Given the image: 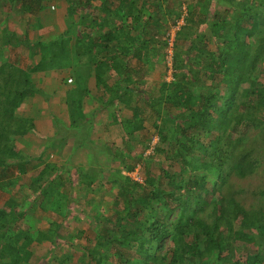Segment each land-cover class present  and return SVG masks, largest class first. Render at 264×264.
I'll list each match as a JSON object with an SVG mask.
<instances>
[{"label": "trees", "instance_id": "16d2710c", "mask_svg": "<svg viewBox=\"0 0 264 264\" xmlns=\"http://www.w3.org/2000/svg\"><path fill=\"white\" fill-rule=\"evenodd\" d=\"M43 1L7 0L11 8L18 4L26 16L43 14L47 9ZM58 1L70 6L65 17L71 21L79 12L73 0ZM99 1L96 12L78 13L76 22L72 21L56 39H42L34 44L42 56L38 63L41 68L34 70H45L46 61L47 71L62 72L68 66L72 69L74 83L68 89L67 99L71 129L67 135L73 139L74 150H96L89 139L92 119L87 117L93 118L97 111L88 115L83 112V101L90 97L89 80L93 79L99 93V110L113 111L124 98H143L130 88L135 80L127 74L126 57L150 53L158 58V50L167 47L169 40L164 37L156 42L155 30L160 19L168 17L171 25L176 26L183 15L173 8H169L167 15L164 13L163 6L173 7L169 0ZM86 8H91L90 1L85 3ZM199 8L186 6L184 25L175 34L173 80L162 85L157 99L146 101L161 120L154 126L157 146L153 155L162 156L167 164H157L153 174L147 168L143 184L119 171L108 177L105 182L118 190L114 199L116 211L111 218H101L99 208L94 210L92 218L99 230L95 244L87 250V264H264V187L257 192L260 203L247 208L240 198L242 191L233 183L234 179L255 175L264 162V0H217L214 5L206 3ZM145 14L147 20L143 22ZM110 15L114 17L113 25L106 18ZM125 16L132 17L136 26L126 27ZM118 22L122 23L120 27L115 24ZM82 26L84 30L79 31ZM150 34L153 35L146 39L144 35ZM183 35L187 47L180 49L178 41ZM209 41L218 51L209 49ZM156 43L159 49L153 46ZM0 45L2 184L15 170L21 180L26 179L31 170L26 163L31 160L24 161L26 156L15 150V137L27 136L35 126L32 119L17 114L24 93L31 86L29 74L4 53L6 48L28 51L33 42L21 43L20 37L4 27ZM114 71L118 78L108 86L106 78ZM202 74L205 80L201 79ZM221 92L226 96H220ZM110 123L121 127L123 143L130 149V154L118 152L113 157L125 163V172H133L153 135L143 125L128 119L122 121L112 115ZM248 127L255 134L246 137L243 133ZM139 135L147 136L139 141L145 147L141 153L129 148L130 141ZM66 136L47 140L48 145L38 159L48 149L62 146ZM144 140H148L147 147ZM93 158V169L78 173L80 189L91 187L99 179L103 184V170L97 156ZM34 162L35 159L31 161ZM53 164L47 162L39 175L29 177L30 180L37 183L49 170L55 171ZM63 174L71 176L70 170L63 168L31 200L22 194L20 186L16 191L19 199L11 197L10 210L0 208V264H21L22 244L40 245L54 238L55 231L39 228L40 219L35 212L39 208L59 217L68 213L65 190L73 184L72 178L65 179ZM7 186L13 190L18 182ZM31 231H36L35 235ZM249 247H256L255 251L249 252ZM51 260L63 264L66 257L52 256Z\"/></svg>", "mask_w": 264, "mask_h": 264}, {"label": "rangeland", "instance_id": "374dc122", "mask_svg": "<svg viewBox=\"0 0 264 264\" xmlns=\"http://www.w3.org/2000/svg\"><path fill=\"white\" fill-rule=\"evenodd\" d=\"M87 1L91 3V8H89V10L87 8L85 9V3H87ZM158 1L159 0H151L153 3H157ZM169 1L173 7L163 6L162 9L164 13L167 15L169 8H173L175 11L183 12V15L177 21L176 26L171 25L169 21L170 18L168 17H165L164 20L160 19V26L155 30V38L156 42H158V39L161 41L164 37L168 38L167 47L159 49L157 48L159 46L157 43L153 44L156 49H159L157 52L159 56L156 59L150 53H139L137 57L133 56L130 58V55L126 57L128 65L127 74L131 75L135 80V83L130 85V88L141 93L143 98L138 99L136 96H132L130 100L124 98L122 99L123 103L117 105L115 109L113 108V111L107 109L99 110V93L95 88L93 79L89 80L90 99L88 101H90V103L89 106H87L88 110H86V113L91 114V111H97L93 118L87 117V119H92V132L89 139L96 147V150L92 151L90 147L89 149L83 147L74 150L75 144L73 139L71 136L67 135V133L70 134L69 131L71 129L69 127L70 112L67 104L68 98H64V91L72 87L70 85L74 83L68 84L67 82L68 79H73L70 73L72 69L68 66V69L62 72L53 70L47 71L49 70V61H46L43 66L45 70H34V67L36 69L41 68L38 63L42 57L40 50L34 44L42 39H56L67 29L72 21L73 23L76 22L78 13L82 12V14H85V11H91V13H93V11L96 12L100 5V1L73 0L72 4L79 12L72 16L71 21H68L69 19L67 20L65 16L70 6L58 0H44L43 2L44 5L47 6V9L43 11V14L39 13L37 16H26L20 12L21 9L18 4H16L14 8H11L7 0H0V38L2 29L7 27L8 31L20 37L21 43L26 41L33 42L32 48L28 51L23 50V48L14 49L15 51L10 50V52L4 50L5 55L9 57L11 62L28 72L31 83L30 88L24 93V100L21 107L17 110V114L21 117L33 116L36 120L41 119L40 123L37 124L40 125L38 129L32 131L30 134V136L33 137L32 140L29 139V136L26 138L15 137V150L26 156L24 161L28 159L32 161L35 159L37 163H31V161L26 163V168H31L26 179L21 180V176L18 175V172L15 170L13 171V176H9V178L5 179L4 183L0 184L3 187L0 189V208L10 210L12 205L10 202L11 197L15 196L14 199H19V193L16 191L20 186L23 187L22 194L26 195L29 200H31L32 197L38 196L39 191L43 188L46 181L56 174H59L60 170L63 168L69 169L71 176L63 174L62 177H65V179H70L69 177H71V182L73 184L72 188L65 190L68 193L67 208L69 210L65 216L59 217L54 213L39 208L36 210L35 215L40 219L39 228L42 231L51 229L55 231L56 234L52 240L44 241L40 245L35 243L29 246L22 244L23 252L21 253V264H56L55 261L51 260L52 256H57L58 258L66 257L63 264H87L89 262L87 250L95 244L96 235L99 230L92 218L94 210L99 208L98 216L101 218H111L116 211L114 199L118 190L111 189L105 182L108 180V177H111L112 174H116L119 171L123 176L131 177L132 180L143 184L147 168L153 174L157 164L162 163V165L166 166L167 162L162 156L153 155L157 146L154 126L159 125L161 120L154 114L146 101L149 99H157L161 94L160 90L162 85L173 80L172 54L174 53V37L179 28L184 25L183 17L185 16L186 6H196L198 9L206 3L214 5V2L217 0ZM113 9L114 8H112V10ZM152 9L153 8L150 7V13ZM123 14H126L125 9ZM147 15L148 14L142 16L143 22L147 20ZM100 17V19H103V15ZM106 18H108V21L113 25V15ZM115 24L120 27L122 23L118 22ZM124 25L128 28L135 27L136 21L132 17L125 16ZM149 25L151 26L152 22L149 21ZM84 28L85 27L82 26V28H79V31L84 30ZM87 31L88 30H86V32ZM183 33L186 35V30ZM152 35L153 34L144 36L148 39ZM184 39V35L180 36L178 41L179 46H181L180 49H185V47H187V42L184 41ZM208 45L212 52L218 51V48L212 42L209 41ZM109 76L108 74L106 82L108 86H112L118 78V75L114 71L111 76ZM204 78L206 77L202 74L201 79L203 80ZM74 88L76 90L79 88L78 83L74 85ZM190 88L194 93H197L193 86ZM38 90L41 91L43 95L42 93H38ZM220 96L224 97L226 93L221 92ZM112 115L117 116L122 121L127 119L135 121L146 127L150 135H153L148 147V140H144V145L147 148L141 155L142 157L138 160L133 172H125V163L120 162V159L115 160V157H113V154L116 155L118 152H122L124 155L127 153L130 154V149L126 148L123 143L124 134L121 127L110 123ZM82 130L81 132L83 134ZM87 131L89 130L85 132ZM243 134L247 137L248 135H254L255 132L248 127ZM64 136H66L67 140L62 146L55 149H48L45 151L46 155L42 156L43 160L42 158L38 159L40 157V152H43L45 146L48 145L47 140L54 138L60 139ZM145 138H147V136L139 135L135 141H130L129 148L134 152L141 153L142 148L145 147L140 145L139 141L143 142ZM94 155L97 156L98 164L103 170L101 173L103 184H100L99 179L97 183L93 184L91 187L80 189L78 188L77 178L80 173L84 174L90 169H93L95 166ZM132 155L134 156L135 154L133 153ZM143 160L149 162V165H145ZM47 162L54 163L53 165L56 167L55 171L49 170L41 180H38L37 183H33L30 178L32 179L39 175ZM35 164H38V166L33 167L32 165ZM12 182H18V186L10 190V186H7V184H11ZM233 183L237 190L242 191L240 198L247 208L250 205L257 206L260 203V197L257 195V192L260 191V188L264 187V162L255 175L244 180L234 179ZM60 190L65 194L64 189ZM19 208L20 207H17L16 210H19ZM120 215L124 216L125 213H121ZM35 232L36 231H31L32 235H35ZM255 248L249 247V252H254ZM238 254H240V252Z\"/></svg>", "mask_w": 264, "mask_h": 264}, {"label": "crops", "instance_id": "0c3cea01", "mask_svg": "<svg viewBox=\"0 0 264 264\" xmlns=\"http://www.w3.org/2000/svg\"><path fill=\"white\" fill-rule=\"evenodd\" d=\"M6 50H8L7 52H10V48H6L5 49V51ZM4 51V52H5ZM15 51V50H14ZM9 54V53H8ZM70 88L71 87H69L68 89L70 90ZM68 89H65L66 91H64V93H65V99H67V98H69V93H68ZM64 90V89H63ZM90 99V97H86L85 99H84V101H83V112L85 113V114H88V113H86L87 111L86 110H88V107L87 106H89V103H90V101H88ZM24 118H30V119H32L33 120V123H34V126H35V130H37L38 129V126H40V125H37L38 123H40V121H41V119H35L33 116L31 117V116H29V117H24ZM30 134L31 133H29L27 136H25V137H22V138H26V137H28L29 136V139H31L32 140V136H30Z\"/></svg>", "mask_w": 264, "mask_h": 264}, {"label": "built area", "instance_id": "2783aa9c", "mask_svg": "<svg viewBox=\"0 0 264 264\" xmlns=\"http://www.w3.org/2000/svg\"><path fill=\"white\" fill-rule=\"evenodd\" d=\"M68 84H71L72 83V79H68Z\"/></svg>", "mask_w": 264, "mask_h": 264}]
</instances>
